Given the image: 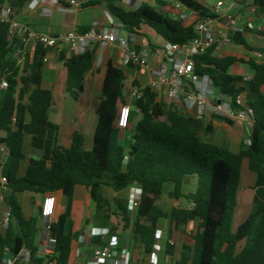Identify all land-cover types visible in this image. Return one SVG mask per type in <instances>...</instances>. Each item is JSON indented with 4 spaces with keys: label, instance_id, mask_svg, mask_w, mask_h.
<instances>
[{
    "label": "trees",
    "instance_id": "trees-1",
    "mask_svg": "<svg viewBox=\"0 0 264 264\" xmlns=\"http://www.w3.org/2000/svg\"><path fill=\"white\" fill-rule=\"evenodd\" d=\"M29 1L0 0V11L6 5L13 16H18ZM55 1L58 6H67L66 0ZM118 1L94 0L86 6L104 2L107 11L126 31L141 35L140 29L147 26L165 42L185 43L194 36L193 20L213 18L201 0H137L138 5L132 9L118 5ZM170 2L174 7L169 10ZM175 4L190 14L188 21L176 17ZM256 4L257 12L264 16V0H256ZM192 15L196 16L193 20ZM8 29L9 25L0 21V76L7 82V87L0 89V143L8 148L1 170L6 183L2 187L0 182V201L6 203L10 213L7 227L0 229V264L7 252L16 256L22 248L30 251L29 264H42L45 259L67 264L71 253L73 232L69 208L51 225L53 253L39 256L34 244L37 219L23 216L16 192L61 191L71 198L74 187L83 185L94 199L104 200L103 185L118 191L134 184L141 189L135 213L130 215L127 207H121L117 215L125 229L131 228L134 244L141 246L143 255L154 252L156 229L161 220H169L164 243V253L169 256L175 248L168 243L173 227L178 229L190 221H198L191 235L192 244H182L175 264H264V46L254 47L236 34L232 35L233 42L257 53L259 58L217 57L212 54L214 45L195 59V73L208 75L212 86L233 101L245 86L243 77L231 75L229 67L241 62L253 70V76L245 81L256 95L248 101L253 125L248 130L249 143L238 151L202 138V130L212 131L210 122L174 109L158 98L156 91L136 79L132 85L138 87L139 97L133 98V103L140 118L126 140L121 125L122 110L127 105L123 91L126 73L111 61L103 68L93 146L86 150L84 135L78 131L73 133L69 148L57 144L58 125L48 117L53 96L41 85L42 56L48 50L39 44L31 61H26L20 69L11 57L13 42L8 38ZM96 51L94 48L73 54L64 50L59 55L66 68V90L74 98L84 92L83 80L94 66ZM211 117L232 123L219 114ZM25 134L32 136V145L42 151V156L29 164L25 175L18 176L20 162L25 158ZM245 159L248 170L256 176L252 206L247 217L234 229ZM191 179H195L194 189L183 192ZM163 195L171 201L183 198L191 205H172L166 209Z\"/></svg>",
    "mask_w": 264,
    "mask_h": 264
},
{
    "label": "crops",
    "instance_id": "crops-1",
    "mask_svg": "<svg viewBox=\"0 0 264 264\" xmlns=\"http://www.w3.org/2000/svg\"><path fill=\"white\" fill-rule=\"evenodd\" d=\"M90 1L94 0L83 1L80 8H75L66 0V10L59 11L57 10L58 5L55 0H43L33 9L26 6L17 16V21L25 23L39 32L52 35L66 33L73 29L86 31L94 20L105 24L107 22V15H111L107 11L104 2L86 6ZM116 3L126 9H132L135 8V3H137V1L120 0ZM44 9H50V13L45 14ZM172 11L175 12V10ZM195 18L196 16H191V20ZM217 29L220 30V40L215 45V49L212 52L213 55L217 57L236 55L246 59L255 58L250 55L252 52L247 51L244 46L239 45L244 47V49L238 52L234 48V45L238 44H235L232 39L228 41L225 40V37H227L225 26L218 25ZM151 30L152 29L147 26H142L140 29L141 40L139 45L148 47L150 51V70L156 71L159 63H162L164 60L162 46L165 41L159 35V37L154 35ZM240 35L248 41H251V45L254 47L264 46L260 44L264 41V34H260L255 27ZM96 50L94 66L86 73L83 80L84 92L80 93L77 98H74V94L66 90V68L59 56H57L54 51L50 50L46 53V61L42 63L41 85L43 88L50 90L53 96V103L49 109L48 117L50 121L58 125L57 144L63 148L70 147L72 135L75 131L84 135V148L86 150L92 148L93 136L97 124L96 109L99 104V99L92 98V95L95 94L96 91H98L100 95L104 79L103 68L108 61H111L116 67L125 71L126 79L123 83V89L127 81H129L130 85L132 81L136 79L140 84L145 85L152 76V72H148L146 69L127 67L125 64V52L118 46L110 45L103 48L96 47ZM253 54L258 55L254 52ZM130 73H133L132 77L129 76ZM229 73L231 75L243 77L244 82L242 84L245 86V89L240 94L246 103L252 101L256 95L247 88L245 83V81L253 76V70L249 65L235 62L229 67ZM262 91L264 92V87ZM68 93H70V96ZM79 102L80 105H78ZM139 118L140 117L137 118V121ZM204 120H206L207 123L210 122L213 127L212 132L215 134V137L211 142L226 146L233 151H238L243 144L247 145L249 143L248 128L245 123L229 119L232 123L228 124L212 119L209 115H207ZM124 133L125 136H128L127 134H129L130 131L124 130ZM1 134L3 135V133ZM23 152L25 158L20 162L17 172L18 176L25 175L29 164L33 160L40 159L42 156V151L33 147L32 136L30 134L24 135ZM4 162L5 160L0 157V175ZM136 189H140L136 184L118 191L114 190L111 186L103 185L101 188V195L104 200L101 198L94 199L90 195L88 189L83 185H76L74 187L71 198L66 197L61 191H52L47 194L20 191L15 193V197L21 207L23 216L26 219H37V231L34 236V244L37 247L39 256H44L46 252L53 247L52 237L46 230V226L56 223L59 217L69 208L72 232L73 234L76 233V236L74 238L72 236L71 253L68 263L76 261L85 263L92 258L94 247L99 245H111L116 248H127L130 252L131 264H147L150 259V254L143 255L141 246L134 244L131 228L125 229L120 220V216L117 215V213L121 211V207H127L130 215L135 213L136 207L130 209L128 207V202L131 200ZM166 189H168V187H166ZM183 192H185L184 188ZM163 198H166L168 203L172 202L166 195H163L162 203L164 200ZM180 199L181 198L173 200L172 203L177 205ZM7 210L8 207L6 203L0 201V217L1 214L5 213ZM249 212L250 209L247 213L249 214ZM245 213L246 212L242 208L237 222L238 224L247 217L248 214ZM193 224L195 230L192 234H194L198 221H190L185 226L178 229L173 227L171 238L174 240V253L171 256L165 254L163 246L162 258L159 260V264H169L173 258H176L174 260L175 262L179 257L182 244H192L184 240L181 236L182 240L178 245L175 238L183 235L184 229ZM168 228L169 224L166 227V225L161 222L158 226V229H161L163 232L162 240L164 243Z\"/></svg>",
    "mask_w": 264,
    "mask_h": 264
},
{
    "label": "built area",
    "instance_id": "built-area-1",
    "mask_svg": "<svg viewBox=\"0 0 264 264\" xmlns=\"http://www.w3.org/2000/svg\"><path fill=\"white\" fill-rule=\"evenodd\" d=\"M43 0H30L26 6L33 9ZM86 0H67L75 7ZM136 7V5H135ZM177 10L176 17L184 21L190 19V14L175 4ZM57 10H66L65 6H58ZM213 18L193 20L194 36L185 43L166 41L162 46L164 60L159 63L156 71L150 70L148 47H142L140 35L136 32L126 31L123 24L112 15H107V22L104 24L94 20L89 29L78 31L73 29L66 33L52 35L39 32L25 23L17 21V16H13L8 6H3L0 11V21L9 25L8 38L13 42L11 57L15 65L22 69L26 61H31L36 47L41 44L48 51H54L57 56L64 50L73 54H82L96 47H107L115 45L125 52V64L134 69H146L152 72V76L143 86H148L157 92V96L163 99L168 105L176 110L182 111L186 115L195 119H205L207 115H222L228 119L245 123L248 130L252 127V109L238 94L233 101L229 96L218 91L212 86L208 75H197L195 73V59L203 55L216 45L220 40V30L218 25L225 26L227 37L231 40L232 35L242 34L247 30L254 29L253 15L257 13L256 0H232L225 2L222 0L210 8ZM45 14L50 13V9H44ZM46 61V54L42 56V62ZM142 85V84H141ZM7 87L6 78L0 76V89ZM131 96L138 98V87L130 84ZM122 117V116H121ZM8 148L0 143V157L6 160ZM2 187L6 183V178L0 175ZM141 189H136L128 202L130 209L136 207L140 201ZM191 205V204H190ZM10 221V213L7 210L1 214L0 228L4 230ZM52 224L46 226L50 234ZM154 252L150 254L147 264H159L157 252L160 249V240L163 237L161 229H156ZM54 244L53 238H51ZM168 243L174 244L173 239ZM52 249L45 255H51ZM31 254L28 248H22L16 256L7 252L3 264H13L15 261L20 264H29ZM42 264H58L51 259H45ZM67 264H131L130 252L127 248H116L111 245H99L94 247L92 258L83 263L76 261Z\"/></svg>",
    "mask_w": 264,
    "mask_h": 264
},
{
    "label": "rangeland",
    "instance_id": "rangeland-1",
    "mask_svg": "<svg viewBox=\"0 0 264 264\" xmlns=\"http://www.w3.org/2000/svg\"><path fill=\"white\" fill-rule=\"evenodd\" d=\"M201 1L207 8L210 9L216 3V1H218V0H201ZM222 1H225V2L228 3V2H230L232 0H222ZM135 5L136 6L138 5V1H137V3H135ZM168 5H169L168 6L169 10L172 7H174V6H172L173 4H171V2ZM257 16L260 17V18H258ZM252 17H253L252 19H253V22H254V27L258 30V32L264 34V16L261 13L257 12L256 15H253ZM151 31H152V33H154V35L158 36V34L155 33L153 30H151ZM248 42L251 44V41H248ZM260 44L264 45V41H262ZM234 48L238 52H240L239 50H243L244 49V47L239 46V45H234ZM250 55L254 56L256 58H259V55H254L253 52ZM149 61H150V58H149ZM132 74L133 73H130L129 76L132 77ZM123 90H124V94H125V96L127 98V102L128 103L122 110L121 125H122V127H124V129L126 131H128V132L130 131V133H131L133 131V129H134V126H135V123L137 121V118L140 117V113H139L138 110H136V108L134 106L133 97L131 96L129 81H127L124 84V89ZM68 95L70 96V93H68ZM92 98H95V99L98 100L99 99V92L96 91V93L92 95ZM78 105H80V102L78 103ZM204 122L207 123L206 120H204ZM130 133L127 134L128 136H125L126 140L130 137ZM200 134H201L202 138H204L206 140H209V141H213L214 137H215L214 136L215 134L212 131L208 132V131L202 130ZM217 136H218V134H217ZM123 143L125 144L126 142L123 141ZM255 177H256L255 173H253L250 170H248V168H247V159H245L243 161V164H242L241 178H240V183H239L238 193H237V202H236V208H235V214H234V220H233V228L234 229L238 225L237 222L239 220V215H240V212L242 211V208L246 212L245 214H248L247 212L249 211V209L251 211L252 199H253V193H254V190L252 189V187L254 186ZM194 187H195V179H191L190 182L185 185L184 191L186 192V191H189V190H193ZM163 199H164L163 200V204H164L166 209H169L172 205H174L172 203L173 201L171 203H168L166 198H163ZM177 205L178 206H183V207L190 206V204L186 200H184L183 198H181L180 201L177 202ZM161 223H163L167 227L168 224H169V220L168 219H166V220L163 219V220H161ZM194 230H195L194 224L190 225L189 227L184 229L183 235H180L179 237L175 238V241H177L178 245H179L181 240H182L181 239V236H182V238L184 240L192 243L193 240L191 238V235H192V232ZM164 240H166V239H164ZM242 244L243 243H241V245ZM163 246H164V241L161 239L160 240V249L157 252V256H158L159 260L162 258ZM175 259L176 258H173L169 264H175V262H174Z\"/></svg>",
    "mask_w": 264,
    "mask_h": 264
},
{
    "label": "water",
    "instance_id": "water-1",
    "mask_svg": "<svg viewBox=\"0 0 264 264\" xmlns=\"http://www.w3.org/2000/svg\"><path fill=\"white\" fill-rule=\"evenodd\" d=\"M76 236V233L75 234H73V238Z\"/></svg>",
    "mask_w": 264,
    "mask_h": 264
}]
</instances>
